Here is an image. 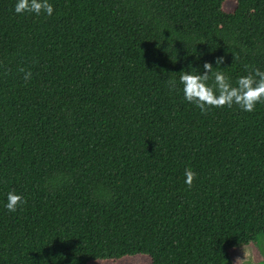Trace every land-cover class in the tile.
<instances>
[{"label":"trees","instance_id":"1","mask_svg":"<svg viewBox=\"0 0 264 264\" xmlns=\"http://www.w3.org/2000/svg\"><path fill=\"white\" fill-rule=\"evenodd\" d=\"M16 3L0 0V264H232L264 235V103L203 114L179 82L206 61L233 86L264 71V0Z\"/></svg>","mask_w":264,"mask_h":264},{"label":"clouds","instance_id":"2","mask_svg":"<svg viewBox=\"0 0 264 264\" xmlns=\"http://www.w3.org/2000/svg\"><path fill=\"white\" fill-rule=\"evenodd\" d=\"M17 14L34 13L52 15L53 6L49 0H17L15 4ZM203 43V42H200ZM219 66L224 63V57H217L215 61ZM246 68L250 66L246 65ZM203 73L193 71H181L179 82L183 86L184 98L194 103L203 114H207L210 108L232 107L238 105L243 111L252 112L257 103H264V71L259 68L250 69L247 75L238 78L236 85L230 82L229 78L221 71H213L212 63L203 64ZM22 72L25 83L31 80V70L19 69ZM212 79L213 83L208 84ZM170 88L176 87L175 80H169ZM197 176L191 168L185 169V184L188 188L193 186ZM26 203L25 198L10 191L7 194L6 208L9 212H16L18 207ZM240 260V259H238ZM237 260V261H238Z\"/></svg>","mask_w":264,"mask_h":264},{"label":"rangeland","instance_id":"3","mask_svg":"<svg viewBox=\"0 0 264 264\" xmlns=\"http://www.w3.org/2000/svg\"><path fill=\"white\" fill-rule=\"evenodd\" d=\"M233 258L232 264H264V235H259L251 246L246 245L238 249Z\"/></svg>","mask_w":264,"mask_h":264}]
</instances>
